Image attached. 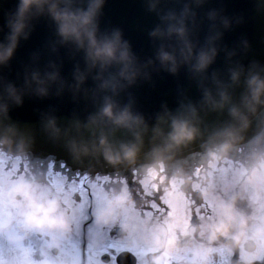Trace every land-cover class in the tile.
Returning a JSON list of instances; mask_svg holds the SVG:
<instances>
[{
    "label": "water",
    "instance_id": "95a60500",
    "mask_svg": "<svg viewBox=\"0 0 264 264\" xmlns=\"http://www.w3.org/2000/svg\"><path fill=\"white\" fill-rule=\"evenodd\" d=\"M21 2L0 0V151L9 157L53 163L69 175L161 161L184 178L205 165L225 130L233 136L219 156L237 160L239 150L264 145V92L252 101L249 86L253 77L264 80V0H102L96 37L115 39L129 57L103 66L89 58L86 41L61 33L51 10L55 2L87 11L93 0H45L24 10ZM201 53L210 57L204 66ZM123 113L134 119L117 122ZM174 119L198 133L169 148ZM124 144L137 145L134 159L123 156ZM109 146L119 160L106 158ZM237 259L235 246L230 264ZM243 264H264V256Z\"/></svg>",
    "mask_w": 264,
    "mask_h": 264
},
{
    "label": "flooded vegetation",
    "instance_id": "af4514ba",
    "mask_svg": "<svg viewBox=\"0 0 264 264\" xmlns=\"http://www.w3.org/2000/svg\"><path fill=\"white\" fill-rule=\"evenodd\" d=\"M238 152L237 160L210 157L203 167L180 178L164 162L101 167L69 175L53 163L34 162L22 155L12 158L0 151V200L4 201L0 209L18 211L11 198L17 187L14 182L24 176L34 180L41 192L60 199L73 221L63 238L73 239L78 249L86 245L95 264H109L100 257L105 252L114 256L112 249L122 254L120 264H230L235 246L241 261H258L262 256L249 255L264 234V168L253 167V146ZM58 166L66 167L64 163ZM121 189L128 195L116 205L115 218L98 221L97 207ZM218 195L224 199L235 196L241 214L229 219L228 235L215 240L202 225L216 219ZM47 239L31 233L22 242L32 244L34 259L62 256L58 247L46 245ZM244 252L249 255L243 257ZM197 254H203L198 263L193 261Z\"/></svg>",
    "mask_w": 264,
    "mask_h": 264
},
{
    "label": "clouds",
    "instance_id": "9594fccd",
    "mask_svg": "<svg viewBox=\"0 0 264 264\" xmlns=\"http://www.w3.org/2000/svg\"><path fill=\"white\" fill-rule=\"evenodd\" d=\"M45 0H22L20 9L24 10L32 3H43ZM102 0H93L92 6L87 11L72 12L61 10L57 3L51 5V10L60 22V31L65 36H72L84 46L87 42L89 58L95 64L107 65L113 61H127L129 59L126 49H121L115 39L100 40L96 37L95 12ZM10 54V50H9ZM163 59H173L171 54L164 53ZM200 66L206 65L210 60L207 53H201ZM127 67V64L125 65ZM251 89V99L255 102L261 101V93L264 92V80L253 77L249 81ZM108 111V109H105ZM235 112V110H234ZM134 118L129 113H123L118 117L117 122L128 123ZM198 133L197 127L186 119H174L172 129L167 134V147L171 148L193 140ZM225 139L218 144L208 147L209 157H215L230 145L233 133L225 130ZM101 143L107 141L102 139ZM123 156L132 160L135 158L137 145H121ZM105 156L115 162L121 158L120 151H114L110 146L105 148ZM253 167L264 168V146H259L258 142L253 145ZM17 187L12 194L11 203L17 208V212L0 209V234L8 237L9 240L16 241L20 245L24 238L31 233H40L49 237L45 241L51 247L59 246L63 237L72 229V218L64 209L59 198L41 192L35 181L21 176L14 182ZM128 195L126 189L115 191L109 194L105 204L96 209L97 219L100 222H111L115 218V207L119 201ZM217 201V217L215 220L204 221L202 227L209 233L210 239L220 240L225 238L231 231L229 219L241 214L235 205V196L224 199L219 195ZM4 201L0 200V205ZM15 221V223H13ZM199 227V226H198ZM201 231V235H203ZM234 264H243L238 258Z\"/></svg>",
    "mask_w": 264,
    "mask_h": 264
},
{
    "label": "snow or ice",
    "instance_id": "6c2138e0",
    "mask_svg": "<svg viewBox=\"0 0 264 264\" xmlns=\"http://www.w3.org/2000/svg\"><path fill=\"white\" fill-rule=\"evenodd\" d=\"M79 194L76 199H79ZM114 253L110 255L105 252L100 259L106 260L109 264H120L121 253L110 250ZM131 255V253H129ZM53 257H55L53 259ZM0 264H90V257L86 245L82 244L79 251L74 256H51L46 261L34 259V247L31 243L24 245H12L8 241L0 238Z\"/></svg>",
    "mask_w": 264,
    "mask_h": 264
},
{
    "label": "rangeland",
    "instance_id": "374dc122",
    "mask_svg": "<svg viewBox=\"0 0 264 264\" xmlns=\"http://www.w3.org/2000/svg\"><path fill=\"white\" fill-rule=\"evenodd\" d=\"M193 162H197V161H193ZM2 236L3 235H0V238H2ZM260 237H261L260 241L258 243H256V245H255V248H257V249L254 250L253 252H251L250 255L248 254L249 256H258V257H261V256L264 255V234H262V236H260ZM14 242L13 243H10V244L16 245L17 243L14 244ZM22 244L27 245L25 242H22ZM57 247L59 248L58 250L61 253V255L64 256V257L74 256L79 251V249H78L79 248L78 243L74 242V240L73 239H70V238L69 239L68 238H62L61 239V242L59 243V246H57ZM242 255H243V257L244 256L245 257L248 256L247 254H245V252L242 253ZM193 257L195 259H197V260H193V261H196V262L197 261L199 262L200 259L203 260V258H202L203 257V254H201V255H198L197 254V255H195ZM36 260H38V261H45L44 257H39ZM90 264H95V260L94 259H91L90 260ZM98 264H101V262L98 261Z\"/></svg>",
    "mask_w": 264,
    "mask_h": 264
},
{
    "label": "bare ground",
    "instance_id": "6f19581e",
    "mask_svg": "<svg viewBox=\"0 0 264 264\" xmlns=\"http://www.w3.org/2000/svg\"><path fill=\"white\" fill-rule=\"evenodd\" d=\"M29 157V156H28ZM30 159V158H29Z\"/></svg>",
    "mask_w": 264,
    "mask_h": 264
}]
</instances>
